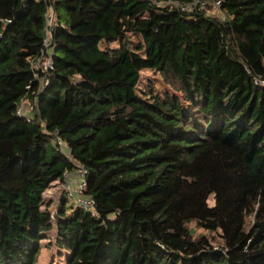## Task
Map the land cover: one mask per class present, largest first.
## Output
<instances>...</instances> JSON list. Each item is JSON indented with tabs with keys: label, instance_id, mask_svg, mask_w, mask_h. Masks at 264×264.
Returning <instances> with one entry per match:
<instances>
[{
	"label": "trees",
	"instance_id": "1",
	"mask_svg": "<svg viewBox=\"0 0 264 264\" xmlns=\"http://www.w3.org/2000/svg\"><path fill=\"white\" fill-rule=\"evenodd\" d=\"M193 1L0 0V264H37L54 227L66 264H264V0L177 5ZM146 68L182 96L139 98ZM78 165L94 213L64 194L53 215L44 193Z\"/></svg>",
	"mask_w": 264,
	"mask_h": 264
},
{
	"label": "built area",
	"instance_id": "2",
	"mask_svg": "<svg viewBox=\"0 0 264 264\" xmlns=\"http://www.w3.org/2000/svg\"><path fill=\"white\" fill-rule=\"evenodd\" d=\"M222 0H194L192 3L184 4L177 3L181 9H191L198 7L200 10H206L209 6H212L213 11H220ZM59 27L58 15L52 4L48 6L46 12V24L45 33L43 38V46L41 52L30 59V68L33 71L34 77L39 82V91L50 81V73L54 69L55 61V47H56V32ZM1 36V33H0ZM255 82L257 84H264V77H256ZM39 98L35 95L31 101L27 98H23L17 109V114L25 117L28 121H32L34 117L39 113ZM54 144L61 150L67 157L73 159L71 154V148L66 141L60 136L54 138ZM86 170L78 165L75 170H66L65 178L63 180L65 189L70 190V196L73 197L74 203L77 207L83 208L86 211L94 213V199L92 196L86 194L84 189L87 184ZM77 176H79V182L74 185ZM54 215V213H52Z\"/></svg>",
	"mask_w": 264,
	"mask_h": 264
},
{
	"label": "rangeland",
	"instance_id": "3",
	"mask_svg": "<svg viewBox=\"0 0 264 264\" xmlns=\"http://www.w3.org/2000/svg\"><path fill=\"white\" fill-rule=\"evenodd\" d=\"M213 11V10H212ZM217 13V11H215ZM219 15L222 16L223 13L219 11ZM106 42L102 43L105 47ZM111 46H116L117 42L113 41L110 43ZM166 93L177 94L182 96L180 92H175L172 85L166 82L164 76L155 70L146 68L141 71V78L137 85V94L139 98L147 101L148 103H154L156 99H163ZM79 182V176H77L74 185ZM63 183V184H61ZM57 181L56 184H51V186L45 191L44 194V206L56 214L59 210L60 202L64 198V194H70L69 189H65L64 182ZM71 203H74L73 197L69 195ZM210 205L214 204V196H210L208 200ZM70 203V204H71ZM73 206L69 207L72 208ZM55 223V220L53 219ZM191 227L194 230L195 237H199L203 234H209V232L197 226L195 222H192ZM57 231L54 228L46 232V237L41 241L42 251L39 256L37 264H66L67 263V251L61 250L56 244Z\"/></svg>",
	"mask_w": 264,
	"mask_h": 264
},
{
	"label": "crops",
	"instance_id": "4",
	"mask_svg": "<svg viewBox=\"0 0 264 264\" xmlns=\"http://www.w3.org/2000/svg\"><path fill=\"white\" fill-rule=\"evenodd\" d=\"M58 181V183H59V180H57ZM57 181H54L52 184H56L57 183ZM61 182H63V181H60V183ZM61 184H63V183H61ZM45 194V193H44Z\"/></svg>",
	"mask_w": 264,
	"mask_h": 264
}]
</instances>
